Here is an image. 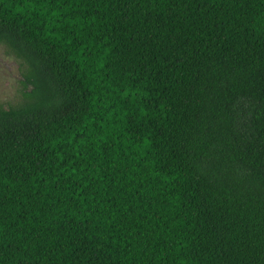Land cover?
<instances>
[{
	"label": "trees",
	"instance_id": "16d2710c",
	"mask_svg": "<svg viewBox=\"0 0 264 264\" xmlns=\"http://www.w3.org/2000/svg\"><path fill=\"white\" fill-rule=\"evenodd\" d=\"M0 264H264V0H0Z\"/></svg>",
	"mask_w": 264,
	"mask_h": 264
},
{
	"label": "rangeland",
	"instance_id": "374dc122",
	"mask_svg": "<svg viewBox=\"0 0 264 264\" xmlns=\"http://www.w3.org/2000/svg\"><path fill=\"white\" fill-rule=\"evenodd\" d=\"M23 72L22 60L0 43V106L9 108L22 100Z\"/></svg>",
	"mask_w": 264,
	"mask_h": 264
}]
</instances>
